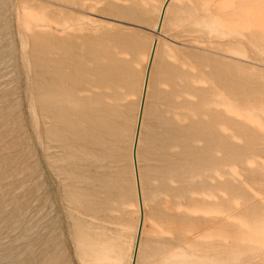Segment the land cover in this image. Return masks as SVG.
<instances>
[{
  "label": "rangeland",
  "instance_id": "1",
  "mask_svg": "<svg viewBox=\"0 0 264 264\" xmlns=\"http://www.w3.org/2000/svg\"><path fill=\"white\" fill-rule=\"evenodd\" d=\"M162 2L0 0V264H127L153 37L138 264H264V0Z\"/></svg>",
  "mask_w": 264,
  "mask_h": 264
},
{
  "label": "bare ground",
  "instance_id": "2",
  "mask_svg": "<svg viewBox=\"0 0 264 264\" xmlns=\"http://www.w3.org/2000/svg\"><path fill=\"white\" fill-rule=\"evenodd\" d=\"M172 2L173 0H163L161 5L158 7L156 11L155 23L153 26L154 31H158L160 33L162 32ZM159 47H160L159 37H153L151 42L149 43V48H148V52L146 55V65H145V70L142 74V82H141L140 93H139L138 109H137V114L135 116V124H134V129L132 132V137L130 139V157H131V162H132V173H133V179H134V183L136 187V198H137V222L134 228L133 241H132V244L130 245V253H129V258L127 260V264H138L141 259V253L143 252V249H144L143 236H144V229H145V223H146L145 180L141 172L140 146H141L143 127H144V122H145V113H146L147 104H148V100H149L150 92H151L152 73H153L155 62H156V58L159 53ZM145 88H146V92H145ZM144 94H145V102H144L143 113L141 117L140 133H139V137L137 141L136 155H134V148H135V142H136V137H137V129L139 125V119H140L141 107H142ZM137 175L139 177V185L137 181ZM138 238H139V245L137 247ZM100 255L103 258H114L115 257L114 253L109 249L100 253ZM108 264H115V263L111 262ZM204 264H221V263H217L213 261V262H208Z\"/></svg>",
  "mask_w": 264,
  "mask_h": 264
},
{
  "label": "water",
  "instance_id": "3",
  "mask_svg": "<svg viewBox=\"0 0 264 264\" xmlns=\"http://www.w3.org/2000/svg\"><path fill=\"white\" fill-rule=\"evenodd\" d=\"M145 92H146V88H145ZM144 102H145V94L143 96L141 114H140L138 129H137V137H136V142H135L134 155H136L137 141H138V137H139V133H140V124H141V117H142V113H143ZM137 181H138V185H139V177H138V175H137ZM138 245H139V238L137 240V247H138ZM136 254H137V252H136ZM136 254H135V256H136Z\"/></svg>",
  "mask_w": 264,
  "mask_h": 264
}]
</instances>
